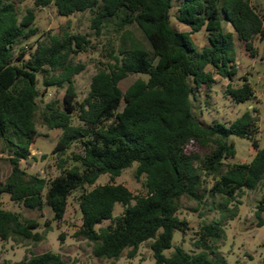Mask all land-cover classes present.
<instances>
[{
	"label": "trees",
	"instance_id": "obj_1",
	"mask_svg": "<svg viewBox=\"0 0 264 264\" xmlns=\"http://www.w3.org/2000/svg\"><path fill=\"white\" fill-rule=\"evenodd\" d=\"M178 1L174 16L189 29L186 34L170 26L172 0H33L34 8L22 18L14 0H0V139L14 148V157L8 159L11 172L0 183V195L29 211L47 206L53 218L62 221L69 197L79 191L81 224L74 237L91 243L97 259L117 260L125 250L132 259L140 245L150 241L154 264H218L207 251L214 252L223 223L237 216L240 193L256 190L264 182V150L254 138L256 112L246 111L229 125L205 127L194 116L190 99L195 90L209 91L214 75L229 81L225 91L235 103L254 97L245 77L238 88L231 85L236 75L233 38L254 56L252 43L263 37V18L251 0ZM49 5L65 18L88 12L96 38L110 27L117 37V47L108 52L107 62H99L80 102L74 78L85 67L73 64L72 57L87 52L88 34L69 32L67 23L45 41L15 51L17 41L37 34L35 10ZM132 29L141 33L142 41ZM201 31L208 44L197 53L190 36ZM129 75H143L146 80L139 79L123 93L119 83ZM50 88L64 89V94L60 104L47 103L40 114L48 130L61 132L52 150L59 174L46 180L27 174L19 162L30 157L37 136V100ZM231 136L252 142L255 155L249 164L225 162L235 156ZM77 146L80 151L75 153L72 149ZM133 163L136 179L145 177V196L113 184ZM102 175L111 183L85 190ZM205 198L219 200L221 217L195 233L194 245L200 251L177 248L166 258L163 252L171 248L174 231L189 230L188 223L177 217L182 200L195 202L197 208ZM117 204L123 212L115 218ZM263 213L264 205L256 212L258 227L264 225ZM105 221L113 224L95 230ZM38 228V221L0 205L1 241L39 243L43 235ZM18 264L67 263L61 255L45 252L25 256Z\"/></svg>",
	"mask_w": 264,
	"mask_h": 264
},
{
	"label": "rangeland",
	"instance_id": "obj_2",
	"mask_svg": "<svg viewBox=\"0 0 264 264\" xmlns=\"http://www.w3.org/2000/svg\"><path fill=\"white\" fill-rule=\"evenodd\" d=\"M18 15L22 18L28 10L34 8L33 0H14ZM178 0H172V8L169 13L170 26L179 33L186 34L189 29L178 23L175 19V12L179 6ZM251 5L263 18V37H257L253 41L255 55L245 50L244 44L239 42L236 36L233 38V51L235 62L232 63L236 70V75L231 82L233 88H238L242 84L241 78L245 77L254 91V97L244 103H235L227 94L226 86L229 81L214 75L215 82L209 91L204 88L195 90L191 95L193 114L197 121L205 127H211L214 123L229 125L239 118L246 111H255L257 117V133L254 135L260 150H264V0H251ZM91 15L88 12L76 14L70 18L61 17L57 14L53 5L35 10V21L33 27L37 34L33 37L21 39L16 42L15 51L20 48L30 49L37 41H45L48 35H55L61 32L65 25L69 23L71 33L88 34L90 46L85 53H80L72 57L73 64H82L85 69L75 76L74 84L77 93V101H82L88 94L92 76L97 72L99 62H107L108 52L116 46V36L112 27L99 38L93 35L90 30ZM226 31H231L230 26L222 19ZM136 37L142 41V35L136 29H132ZM197 48V53L207 46L208 42L203 31L190 36ZM111 41V44L108 43ZM210 70V69H209ZM39 79V89L42 92ZM139 79H145L143 75H129L119 83L123 93L135 85ZM64 89L50 88L45 95L38 100L39 109L35 117L37 136L30 146V157L19 162L20 168L27 174L37 175L46 180L53 179L59 174L56 167L57 159L52 154L61 132L58 130H48L41 121V111L45 104L52 101L61 103ZM235 149L233 159L225 161L232 164H249L255 155L252 142L247 139L229 137ZM192 150H197L194 147ZM14 148L7 145L0 139V183H3L10 175L11 165L9 158L14 157ZM79 152V147L72 149ZM67 155H70L68 152ZM137 163H133L124 170L120 177L113 182L115 185H122L135 196H145V177L136 179ZM111 183L107 175H102L92 187H86L90 191L97 186ZM80 192H74L68 200L67 211L62 221L53 218L52 211L45 206L42 211H29L22 206L12 203L8 195H0V205L3 210L19 212L27 219L38 221L39 228L36 230L43 235V240L39 243L30 241H1L0 240V264H18L25 256L32 254L39 255L45 252L59 254L67 264H154L150 241L140 245L134 258H128L129 250H125L120 258L97 259L93 256L92 244L82 238H75L74 233L81 224V214L78 206ZM204 205L197 207V204L187 199L181 202V209L177 213L180 220L188 223L189 230L186 234L174 231L172 246L163 252L166 258L174 255L177 248H181L187 253H198L194 242L195 233L200 230L203 224L218 221L221 217L219 210V200L212 202L204 199ZM240 205H237V216L233 220L223 223V233L221 239L213 247V253L207 251L209 258L218 264H264V225L258 227L259 220L256 212L264 205V182L253 191L244 190L237 198ZM232 207V206H231ZM197 209L196 211L194 209ZM123 207L115 205L114 217L122 214ZM264 220V213L261 215ZM48 222L49 226H45ZM113 222L105 221L95 226V230L112 225ZM63 235V239L60 236Z\"/></svg>",
	"mask_w": 264,
	"mask_h": 264
}]
</instances>
